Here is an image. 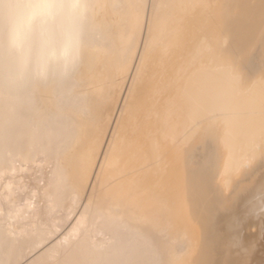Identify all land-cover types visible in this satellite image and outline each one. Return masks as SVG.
<instances>
[{
    "label": "bare ground",
    "instance_id": "obj_1",
    "mask_svg": "<svg viewBox=\"0 0 264 264\" xmlns=\"http://www.w3.org/2000/svg\"><path fill=\"white\" fill-rule=\"evenodd\" d=\"M47 2L0 9V264H264V0Z\"/></svg>",
    "mask_w": 264,
    "mask_h": 264
},
{
    "label": "snow or ice",
    "instance_id": "obj_2",
    "mask_svg": "<svg viewBox=\"0 0 264 264\" xmlns=\"http://www.w3.org/2000/svg\"><path fill=\"white\" fill-rule=\"evenodd\" d=\"M56 5H53L51 3H48L47 0H26L24 4L17 3L16 0H7V2H4L3 4H0V9L5 10V22L7 27L12 29L15 21L17 20V17L13 18L10 14V10H12L14 7L19 8L23 7L26 9V11H33V10H42V9H48L55 7ZM72 7H79L78 4H73Z\"/></svg>",
    "mask_w": 264,
    "mask_h": 264
},
{
    "label": "clouds",
    "instance_id": "obj_3",
    "mask_svg": "<svg viewBox=\"0 0 264 264\" xmlns=\"http://www.w3.org/2000/svg\"><path fill=\"white\" fill-rule=\"evenodd\" d=\"M16 2L22 5L26 2V0H16ZM24 11H26V9L23 7H19V8L14 7L11 11V15L13 18H15V17H18Z\"/></svg>",
    "mask_w": 264,
    "mask_h": 264
}]
</instances>
